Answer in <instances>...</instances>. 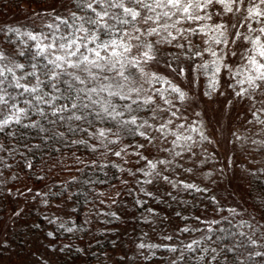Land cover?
Instances as JSON below:
<instances>
[{
	"label": "snow or ice",
	"instance_id": "1",
	"mask_svg": "<svg viewBox=\"0 0 264 264\" xmlns=\"http://www.w3.org/2000/svg\"><path fill=\"white\" fill-rule=\"evenodd\" d=\"M66 8L68 12L66 17L55 16V20L59 21L58 24L46 25L50 33L36 35L31 32L20 33L19 29L11 30L17 35H24L29 40L37 42L34 45L36 50L30 58L32 71L25 73V77L31 76L35 79L34 85L22 84L21 78L15 75L13 67L0 65V111L8 109L9 112H13L15 110L13 115L16 123L20 122V113L27 114L24 108L18 107L17 96L28 93L31 98L24 99L22 103L33 106L35 101V107L41 112L43 109L39 108L40 104L52 105L58 98L69 101L68 104L56 107L52 112L53 115L81 107L87 110L94 105H99L95 116L101 119H111L114 122L116 131L112 133L113 135L119 137L121 132L131 134L133 129L129 126H135V131L152 143L153 138L140 129L153 126L143 119L138 123V116L133 113H139L147 108L153 113L154 120H163L164 117H158L157 112H170L171 117H177V111H172L176 108V104L173 99L165 97L164 90L151 87L145 89L144 85L151 86L153 83L162 81L169 85L172 93L177 94L176 99L180 102L190 99L189 93L173 84L171 80L155 72L145 71L144 65L152 62L160 64L161 60L164 66L176 76H185L187 79V74L190 72V83L193 90L196 89L201 73L205 77H210L209 90L203 92V96L210 101H212L213 94L219 90L218 78L221 71H225L228 78L234 81V83H229L228 87L233 90L235 97L254 100L257 94L264 96V0H71ZM241 13H243L242 16ZM253 22L257 27L253 28ZM240 29L245 31L241 32ZM201 35L207 37L204 41L207 46L203 49L199 44H194V38ZM238 42L249 46L239 52L241 63L233 69L227 61L237 57L238 52L235 50V45ZM165 45L183 49L184 52L181 55L169 54L165 59L166 54L159 51ZM193 47L196 48L195 52H191ZM24 54L23 51L19 53V55ZM205 55L210 59L203 60ZM182 56L191 61L187 71L180 63ZM198 57L201 58L199 63H197ZM10 59L11 57L0 48V61ZM14 67L24 69L25 65L17 63ZM6 73L11 74V79ZM41 75L45 78L44 80H41ZM61 84L66 87L61 89ZM41 85L61 93V96H52L42 91ZM237 86H239V91L236 90ZM9 88L23 89V91L14 95L8 91ZM145 91H152L153 95L143 96L142 93ZM220 95L224 93L220 92ZM157 97L163 99L168 107L158 105ZM113 98L126 101V103H114ZM257 112H264V107L253 112V116L259 123L264 124V120L259 119ZM196 114L201 115L199 112ZM171 117L167 118V123H160L156 129L165 139V130L173 123ZM74 118L80 120L81 116L75 115ZM11 120L12 117L0 120V128L8 125ZM209 122H211V117H209ZM179 127L182 128L183 125ZM108 131L112 132V129ZM192 131H197V129L193 128ZM199 134L202 139H208L202 131ZM172 135L175 137L172 143L177 147H183L177 143L180 139L192 140L191 136L182 137L176 132ZM99 137H106L105 130L99 131ZM108 142L113 143V141ZM139 147H144V145L141 144ZM164 150L172 151L171 149ZM187 150L191 151L190 145ZM181 154V152H175L176 156ZM114 155L120 156L121 152L116 151ZM144 159L147 160L146 157ZM147 163L152 169H156L157 163L167 164L170 161L162 159L153 163L148 160ZM147 174L151 175V173ZM160 175L161 179L171 182L168 176ZM183 187L191 189L196 186L184 183ZM196 219L199 220L200 217ZM204 223L211 225L218 224L220 221L212 220L204 221ZM248 226L252 227V225ZM67 231L72 232L73 229L68 228ZM181 231L214 233L223 230H214L209 226L207 229L185 227ZM48 235L52 236L53 233L49 232ZM222 238L217 237V239ZM165 239H171V237H165ZM203 239L211 241L212 236L205 235ZM249 242L256 243L251 238ZM201 243L202 239H194L186 247L190 251H195L196 248L193 246L199 247ZM138 247L144 248L145 245L141 243ZM148 247L159 246L148 245ZM169 250L177 251L175 247ZM200 251L206 252L208 249L200 248ZM211 251L215 253L216 250L211 249ZM256 255L262 254L256 253ZM178 259H183V255ZM214 260H216L215 255L210 257L209 264ZM172 264H177V261H172Z\"/></svg>",
	"mask_w": 264,
	"mask_h": 264
},
{
	"label": "rangeland",
	"instance_id": "2",
	"mask_svg": "<svg viewBox=\"0 0 264 264\" xmlns=\"http://www.w3.org/2000/svg\"><path fill=\"white\" fill-rule=\"evenodd\" d=\"M240 15L242 16L243 13ZM1 19L0 22L2 23L8 21ZM12 19L17 20L16 17L11 16L9 20ZM29 26L33 29V34L39 35L43 33L39 30L38 26H36L37 29L33 28L30 24ZM252 26L253 28L257 27L254 22ZM184 27H188V25H184ZM63 30V27H61V31ZM240 31L243 32L245 30L240 29ZM25 32L29 31L25 29L23 33ZM44 33H50V30L48 29ZM13 35L14 37L18 36ZM22 36L18 37L22 38ZM7 37L11 38L9 34L0 32V48L7 55L9 54L12 59L17 50L13 51L9 44H7ZM205 39L207 37L203 35L194 38V44H199L200 48L203 49L207 46L204 43ZM25 41L27 40L23 39L22 42ZM44 42L47 43V41ZM36 43L30 40L31 46L27 51L29 52V49L31 51L27 56L25 55V61L23 62L27 66L32 62L30 58L36 50L34 47ZM248 46L242 42H238L235 45L238 55L227 61L232 65L233 69L241 63L239 52ZM159 51L162 54H166L165 59L168 58L169 54L181 55L184 52L183 49H177L169 45H165ZM195 51L196 48L193 47L191 52ZM11 59L9 61H0V65L9 67L8 64ZM202 59L209 60L210 57L205 55ZM200 61L201 58L198 57L197 63ZM180 63L187 71L191 61L182 56ZM143 67L145 71L155 72L186 90L189 93L190 99L186 102H180L176 99L177 94L172 93L169 90V85L162 81L153 83L151 86L148 84L144 85L145 89L151 87L152 89L158 88L164 90L165 97L173 99L176 104V108L172 109V111H177V117H171L170 112H157V116L164 117V119L154 120L152 118L153 113L146 110V115L142 119L147 120L153 127L141 128L140 131H146L148 136L153 138L152 143H149L145 137L140 136L138 140L131 144L121 145V155L118 162H120V165L126 171L124 183L114 190L111 189L102 194L104 201L108 203L106 204V209L110 214L113 213L115 215L113 216V220L116 222L112 223L113 225L107 229H105V225H101L102 230H100V232L105 231L106 234L111 235L117 243L114 248L106 253L101 264H167L169 261H176L184 252L183 242L189 241L191 237H195L194 234L198 233V231H181L186 227L184 226L186 224L184 221L179 220L177 214H180V217H186L192 211L195 212L194 216L197 215V217L203 214L197 207V189L201 187L206 190L210 189L211 194L222 195L224 200H227L231 205L232 209L238 210L241 204L243 205L244 201L242 198L245 195V191L248 190L245 187L244 180L251 174L256 179L252 184L253 186L251 185L253 190H256L258 193L262 191V195L264 196V124L259 123L256 117L253 116V112L264 107V103H261V101H264V96L257 94L254 100L235 97L233 90L228 87V84L234 83V81L228 78V74L225 71H221L218 78L219 90L213 94L212 101H210L207 97L203 96V92L209 90L210 77H205L201 73L196 89L193 90L190 83V72L187 74V79L185 76H176L175 73L164 66L163 60H161L160 64L152 62ZM6 75L11 79V74L6 73ZM15 75L21 78L18 72ZM20 82L26 84L27 81L23 82L21 78ZM236 90L239 91V86H237ZM8 91L15 95L22 92L23 89L9 88ZM220 92H223L224 95L221 96ZM142 95H153V92L145 91ZM26 98H31L28 93H25L23 96H17L19 108L26 106L22 103ZM228 101H231V103H228ZM156 103L162 107H168V105L164 104L163 99L158 97L156 98ZM226 104L227 107H225ZM14 111L9 112L8 109H3L0 111V120H3L5 117H12L13 120ZM198 112L201 115H197L196 113ZM257 116H259L260 120H264V112H257ZM168 117H171L173 123L168 125V128L165 130V139L156 129L160 123H167ZM209 117H211V122H209ZM180 125H183V127H179ZM193 128H196L197 131H192ZM101 129L105 130L106 137L109 136L106 128H99L98 130L100 131ZM99 131L96 138L102 140V137H99ZM201 131L208 137L207 140L200 137L199 133ZM173 132L182 137L191 136L192 140L185 141L184 139H180L177 143L183 147H177L172 143L175 139L172 135ZM141 144L144 147H139ZM189 145L191 146V151L187 150ZM164 149H171L172 151L169 152ZM175 152H181L182 154L176 156ZM162 159L170 161V163H157ZM148 160L157 163L156 169L151 168L147 163ZM10 165L11 163L7 162L5 157L0 153V183L2 185L8 184L14 175V173L7 171V167H10ZM188 169H191V171H188ZM147 173H151V175ZM160 174L168 176L171 182L161 179ZM257 180L262 185L260 190H258L255 184ZM127 181H134L136 185L138 184L141 187L140 190H137V188L135 190L139 192L136 201L144 200L147 202L145 210L132 212L130 203L126 200L122 201L119 206L114 204L118 200L119 195H122L125 182ZM148 181H151V183H148ZM184 183L193 184L196 187L187 189L183 187ZM140 193L144 194L145 197L144 195L140 196ZM23 198L30 199L31 196H23ZM49 199L45 198L43 204H48ZM208 199L210 200V198ZM27 208L25 206L22 210H26ZM35 209L36 212L39 210L38 205L35 206ZM48 209L49 216H58L62 219L70 216V209L67 204L51 206ZM91 217L92 211H89L88 220H92ZM57 222L56 218L49 220V223L46 225L48 232L53 230V225ZM9 224L8 220L4 223L0 221V255L3 259L5 258L6 260L8 256L19 254V257L22 256V259L21 257L20 259H13L16 263L12 262V264H49L56 258V252L60 249L49 245L50 243L46 239V235L47 237L49 236L48 232L47 234L44 232L41 235L38 232L31 234L30 241L33 245L30 244L26 249L24 248L26 252L12 250V245L9 247L10 244L3 246V244L6 245L10 241V235H12L15 229L14 226H9ZM100 224L99 222L93 223L86 230L90 233ZM254 229L258 228L252 225L248 233L244 231L236 232V228L233 225H226L222 228L223 231H218L217 233L208 232L207 235L213 236V239H217L220 236L223 238L218 239L219 241L233 243L230 247H234L237 251L240 250L241 252L236 264H264V256L256 255V253L264 255V235L259 236L254 234ZM83 231L84 229L74 228L72 232L82 235ZM8 232L9 234H7ZM199 233L203 235L204 232L199 231ZM89 236L85 240H91ZM169 236L171 239H165V237ZM249 238L255 240L256 243H250ZM141 243L145 245L144 248L138 247ZM148 245H158L159 247L151 248ZM172 247H175L177 251H170L169 249ZM9 258L12 259L11 257Z\"/></svg>",
	"mask_w": 264,
	"mask_h": 264
},
{
	"label": "trees",
	"instance_id": "3",
	"mask_svg": "<svg viewBox=\"0 0 264 264\" xmlns=\"http://www.w3.org/2000/svg\"><path fill=\"white\" fill-rule=\"evenodd\" d=\"M70 2L71 0H0V18L8 20L0 22V32L10 35L11 38L7 37L6 42L12 50H17L8 65L16 70H13L15 74L18 72L21 75L23 82L27 81L28 86L36 83L33 77H25V73L31 72L32 69L30 65L23 63L25 55L27 56L30 52V50L27 51L31 46L30 40L24 35L22 38H19L20 35L14 37L13 34H17L11 30L19 29L20 33H23L26 29L32 33L33 29L29 26L30 24L36 29L38 26L39 30L44 33L48 30L47 24L59 23L55 20V16L66 17L68 15L66 6ZM36 13L39 15H35ZM11 16L16 17L17 20H9ZM23 39L27 41L22 42ZM21 51L25 54L19 55ZM17 63L24 64V69L15 68L14 64ZM40 78L45 79L42 75ZM65 87L63 84L60 85L61 89ZM41 89L52 96H61V93L44 85H41ZM113 102L126 103L118 98H113ZM68 103L67 99L58 98L52 105L40 104L39 108L43 109L41 112L35 107L34 101L33 106L24 107L27 114H19V123L13 119L8 125L0 128V153L7 162L11 163L7 171L14 173L8 184L0 183V221L4 223L8 220L9 226L15 227L10 235V241L3 246L10 244L9 247L12 245V250L26 252L24 248L26 249L30 244L33 245L30 235L35 232L40 235L44 232L47 234V223L52 218H56L58 222L50 231L53 235L48 237L46 235V239L49 245L60 250L56 252V258L49 264H101L106 253L117 243L105 231L100 232L101 225H105L107 229L116 222L113 220L115 215L110 214L106 209L108 203L104 201L102 194L123 185L126 172L118 162L119 156L114 155V152L120 151L122 144L135 142L140 135L135 131V126H129L133 129L131 134L121 132L119 137L113 135L112 133L116 131L114 122L111 119H101L95 116L99 105H94L87 110L81 107L62 113L58 112L56 115L52 114L56 107ZM146 110L145 108L139 113H133L138 116V123L146 115ZM75 115L81 116V119L76 120ZM70 116L73 118L70 119ZM99 128H106L107 131L111 128L112 132L108 131L109 136L98 140L96 135H98ZM108 141H113V143ZM254 180L256 179L251 174L245 178V187L248 190L245 191L242 198L243 205L241 204L238 210L232 209L222 195L211 194L210 189L206 190L201 187L199 188L201 190L197 191V207L203 213L198 216L200 219H196L197 215L194 216L193 211L186 217H180V214L177 216L180 221L185 222L184 226L189 229H207L210 226L214 230H220L226 225H233L236 232L248 233L251 228L248 225L252 224L258 228L253 230L254 234L264 235V196L262 191L258 193L253 190ZM255 184L260 190L261 182L257 180ZM136 188L141 189L134 181L125 182L124 191L114 204L119 206L122 201L126 200L130 203L132 212L145 210L147 202L136 201L139 195V192L135 191ZM142 195L144 194L140 193V196ZM23 196H31V198L24 199ZM45 198L49 199L46 205L43 204ZM62 204L69 205L70 216L63 219L58 216H49L48 207ZM36 205L39 208L37 212ZM25 206L28 208L22 210ZM89 211H92V220H88ZM212 220L220 221V223L211 225L204 223V221ZM97 222L101 224L88 233L86 229ZM68 228H81L84 231L82 235H78L68 232ZM207 234L208 232H204L202 235L198 231L194 234L195 237L183 242V259H177V264H209L210 257L213 255L216 256V260L211 261V264L237 263L241 252L230 247L233 243L213 239V236L211 241L203 239ZM88 235L91 240H85ZM194 239H202V243L199 247L194 245L196 250L190 251L186 245ZM200 248L208 249V251L201 252ZM211 249H215V253ZM20 257L22 259V256ZM20 257L19 254H15L8 256L5 260L0 255V264L16 263L13 259H20ZM167 264H172V261Z\"/></svg>",
	"mask_w": 264,
	"mask_h": 264
}]
</instances>
